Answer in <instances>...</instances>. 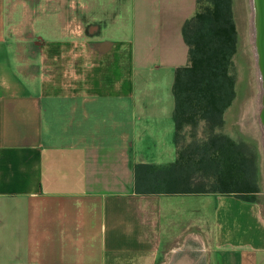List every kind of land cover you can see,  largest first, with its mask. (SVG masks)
I'll list each match as a JSON object with an SVG mask.
<instances>
[{"label":"crops","instance_id":"1","mask_svg":"<svg viewBox=\"0 0 264 264\" xmlns=\"http://www.w3.org/2000/svg\"><path fill=\"white\" fill-rule=\"evenodd\" d=\"M196 7L0 0V264H165L183 244L202 264H264L256 202L134 190L135 165L175 161L172 85Z\"/></svg>","mask_w":264,"mask_h":264},{"label":"trees","instance_id":"2","mask_svg":"<svg viewBox=\"0 0 264 264\" xmlns=\"http://www.w3.org/2000/svg\"><path fill=\"white\" fill-rule=\"evenodd\" d=\"M206 1L209 5L196 7L181 30L187 64L175 69L172 85L175 161L135 165L134 190L141 195L220 194L256 202L255 151L225 132V113L236 99L232 0Z\"/></svg>","mask_w":264,"mask_h":264},{"label":"rangeland","instance_id":"3","mask_svg":"<svg viewBox=\"0 0 264 264\" xmlns=\"http://www.w3.org/2000/svg\"><path fill=\"white\" fill-rule=\"evenodd\" d=\"M197 1L199 2L197 6L199 8L209 5L206 0ZM232 11L237 33V49L233 57L236 99L225 113V132L248 143L255 151L259 187L255 200L264 213V136L262 134L263 128H261L263 124L260 121L263 92L257 76L254 58L255 43L253 41L254 29L251 22L252 8L250 0H232ZM67 26L68 31L73 35L76 34V31L84 29L79 21H68ZM199 199L202 198H192L190 204L201 205ZM224 203L225 201L222 202V204ZM216 204L218 205V203ZM243 205L244 209L249 208L245 203ZM252 209L254 214L259 212L256 205ZM185 253L190 258H200L199 252L195 250L194 246L183 244L170 254L169 260L165 264H175Z\"/></svg>","mask_w":264,"mask_h":264},{"label":"water","instance_id":"4","mask_svg":"<svg viewBox=\"0 0 264 264\" xmlns=\"http://www.w3.org/2000/svg\"><path fill=\"white\" fill-rule=\"evenodd\" d=\"M255 4L258 7V49L260 53V72L262 75V86L264 88V0H255ZM263 107L260 112V121L264 126V92H263ZM197 251V250H196ZM178 260L175 264H202L201 258L196 259L195 257H189L186 253ZM200 256V255H199Z\"/></svg>","mask_w":264,"mask_h":264},{"label":"bare ground","instance_id":"5","mask_svg":"<svg viewBox=\"0 0 264 264\" xmlns=\"http://www.w3.org/2000/svg\"><path fill=\"white\" fill-rule=\"evenodd\" d=\"M255 0H250V5H251V8H252V18H251V22H252V25H253V29H254V35H253V41H254V58H255V65H256V69H257V76H258V79L260 81V85L262 87V92H264V88L262 86V75H261V72H260V53H259V49H258V44H257V40H258V35H257V32H258V25H257V22H258V7L256 6L255 4ZM263 97V95H262ZM262 105H263V101H262ZM263 107V106H262ZM261 128H263V136H264V127L263 125L261 126Z\"/></svg>","mask_w":264,"mask_h":264}]
</instances>
